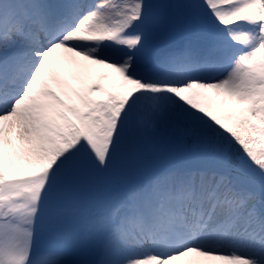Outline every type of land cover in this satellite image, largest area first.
I'll return each instance as SVG.
<instances>
[{
  "label": "snow or ice",
  "instance_id": "6c2138e0",
  "mask_svg": "<svg viewBox=\"0 0 264 264\" xmlns=\"http://www.w3.org/2000/svg\"><path fill=\"white\" fill-rule=\"evenodd\" d=\"M0 264H264V0H0Z\"/></svg>",
  "mask_w": 264,
  "mask_h": 264
},
{
  "label": "trees",
  "instance_id": "16d2710c",
  "mask_svg": "<svg viewBox=\"0 0 264 264\" xmlns=\"http://www.w3.org/2000/svg\"><path fill=\"white\" fill-rule=\"evenodd\" d=\"M49 243H50V242H49ZM49 243L45 242V246H46L47 244H49Z\"/></svg>",
  "mask_w": 264,
  "mask_h": 264
},
{
  "label": "rangeland",
  "instance_id": "374dc122",
  "mask_svg": "<svg viewBox=\"0 0 264 264\" xmlns=\"http://www.w3.org/2000/svg\"><path fill=\"white\" fill-rule=\"evenodd\" d=\"M45 242L49 243V241H45ZM45 242H44V244H45Z\"/></svg>",
  "mask_w": 264,
  "mask_h": 264
}]
</instances>
